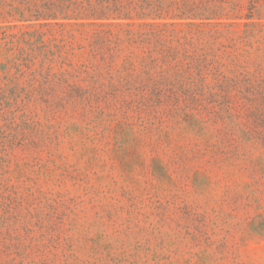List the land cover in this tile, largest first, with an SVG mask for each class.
Masks as SVG:
<instances>
[{"label": "rangeland", "instance_id": "1", "mask_svg": "<svg viewBox=\"0 0 264 264\" xmlns=\"http://www.w3.org/2000/svg\"><path fill=\"white\" fill-rule=\"evenodd\" d=\"M159 1L203 15L113 20L163 34L111 62L89 20L0 15V264H264V0ZM159 38L203 74L146 75Z\"/></svg>", "mask_w": 264, "mask_h": 264}, {"label": "trees", "instance_id": "2", "mask_svg": "<svg viewBox=\"0 0 264 264\" xmlns=\"http://www.w3.org/2000/svg\"><path fill=\"white\" fill-rule=\"evenodd\" d=\"M175 5L174 10H169L167 7L171 6L165 8L162 1L160 2L159 0L156 4L152 3L151 0H0V15H19V19L24 21L32 20L33 17L35 20L44 19L45 21L60 18L89 20L85 24L97 26L88 37L91 40V51L95 57L100 56L101 59L111 62L115 56V51L122 50L120 46L123 43L126 42L128 47L135 46L136 44H151L154 34H158L159 36L163 34L162 29L145 31L127 28L123 31H115L112 29L116 24L113 20H127L134 19L135 17L144 19L150 15H153V18H162L164 15H169L170 12H173L174 17L179 18L188 15L195 17L203 15L196 12L189 14L193 10H190L187 3L181 5L179 2H176ZM196 6H194V9ZM125 24L127 26H134L135 22H127ZM145 25L151 24L143 23L140 26ZM105 27H108V29H105ZM39 33L38 31L33 33L27 31L22 36V39L25 42L32 43L30 42L32 37L38 34L35 36L38 37L36 41H40L42 34ZM2 34V39H6L9 36L5 31ZM27 35L30 37L27 38ZM11 42L14 43V40H11ZM156 42H160L161 45L159 51H157L160 55L154 56V50H149L148 55L141 60V65L145 68L144 73L146 75L150 77L154 76L152 74V68L154 67H160L158 75L162 78L172 76L179 79H193L195 78V71L196 76L203 74L204 68L208 65V53H202L199 57L193 54L187 56L192 59L195 58L191 62L185 60L177 61L174 54L171 53L173 51L172 47L167 48L160 38ZM20 55L25 59H29L31 56L25 48H20ZM128 56L130 57L131 55ZM47 59H49L48 56L45 57V60Z\"/></svg>", "mask_w": 264, "mask_h": 264}]
</instances>
